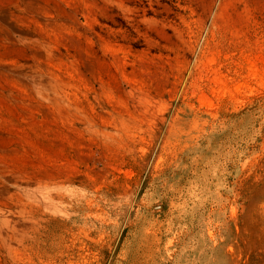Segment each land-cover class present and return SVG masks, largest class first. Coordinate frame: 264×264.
I'll return each instance as SVG.
<instances>
[{"label":"rangeland","instance_id":"1","mask_svg":"<svg viewBox=\"0 0 264 264\" xmlns=\"http://www.w3.org/2000/svg\"><path fill=\"white\" fill-rule=\"evenodd\" d=\"M0 264H264V0H0Z\"/></svg>","mask_w":264,"mask_h":264}]
</instances>
